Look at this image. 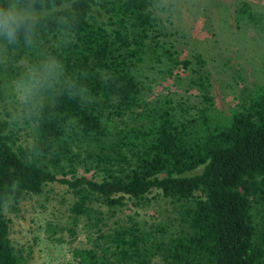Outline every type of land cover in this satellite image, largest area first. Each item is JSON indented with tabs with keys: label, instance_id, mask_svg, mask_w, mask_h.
<instances>
[{
	"label": "trees",
	"instance_id": "16d2710c",
	"mask_svg": "<svg viewBox=\"0 0 264 264\" xmlns=\"http://www.w3.org/2000/svg\"><path fill=\"white\" fill-rule=\"evenodd\" d=\"M153 7L154 0H51L32 45L21 40L7 47L16 59L34 61L55 36L47 55L62 61L71 89L58 85L45 94L32 115L27 149L12 147L13 130L0 118V264H20L5 201L39 193L53 181L70 190V212L93 225L102 222L95 201L136 204L156 189L189 202L179 211L183 228L166 242L129 220L107 233L99 228L103 243L96 249L72 248L75 264H152L158 254L167 264H264V231L254 239L250 213L252 202L264 206V90L217 117L209 111L207 73L198 70L195 116L180 118L165 96L147 106L135 63H190L163 38ZM262 17L247 1L236 8L235 18L250 25H261ZM81 155L117 170L99 178L77 175Z\"/></svg>",
	"mask_w": 264,
	"mask_h": 264
},
{
	"label": "rangeland",
	"instance_id": "374dc122",
	"mask_svg": "<svg viewBox=\"0 0 264 264\" xmlns=\"http://www.w3.org/2000/svg\"><path fill=\"white\" fill-rule=\"evenodd\" d=\"M243 1L262 13L261 25L235 18L236 8ZM153 8L158 26L165 34L163 38L173 44L177 58H187L190 63L186 68L166 67V62L147 59L135 63L131 69L144 100L149 102L147 106L158 96H165L171 99L170 106L180 118L195 116V107L201 106V102L192 80L198 70L207 73L209 111L217 117L241 109L258 89L264 90V0H154ZM56 42L55 36L49 37L41 47L44 57L34 61L16 59L15 54L0 49V118L8 120L13 130L14 149L19 146L27 149L31 145L35 110L31 114L21 111L8 95L9 85L26 65L51 59L47 53ZM198 56L203 60L202 68ZM123 121L131 123L132 119L124 117ZM115 167L90 162L81 155L75 174L99 178L107 172H116ZM71 201L70 190L56 181L44 184L39 193L5 201L3 212L9 218V237L20 264H75L72 248L96 249L103 243L100 231L110 232L129 220L151 231L156 240L166 242L183 228L179 211L189 203L172 201L156 189L136 204L128 200L123 206L107 207L95 201L93 207L100 212L102 222L93 225L87 218L70 212ZM250 213L255 239L264 231V206L252 202ZM152 264L167 263L158 254Z\"/></svg>",
	"mask_w": 264,
	"mask_h": 264
},
{
	"label": "clouds",
	"instance_id": "9594fccd",
	"mask_svg": "<svg viewBox=\"0 0 264 264\" xmlns=\"http://www.w3.org/2000/svg\"><path fill=\"white\" fill-rule=\"evenodd\" d=\"M50 3L51 0H0V49L18 45L21 40L31 46L43 18L41 13ZM64 73L62 61L56 57L30 63L10 83L8 95L21 111L31 114L42 106L49 90L55 91L58 85L71 89Z\"/></svg>",
	"mask_w": 264,
	"mask_h": 264
}]
</instances>
